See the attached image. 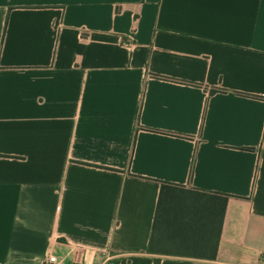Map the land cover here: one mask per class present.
Here are the masks:
<instances>
[{"label":"crops","instance_id":"crops-1","mask_svg":"<svg viewBox=\"0 0 264 264\" xmlns=\"http://www.w3.org/2000/svg\"><path fill=\"white\" fill-rule=\"evenodd\" d=\"M161 181L229 195L214 260L147 252ZM262 254L264 0H0V264Z\"/></svg>","mask_w":264,"mask_h":264},{"label":"trees","instance_id":"trees-1","mask_svg":"<svg viewBox=\"0 0 264 264\" xmlns=\"http://www.w3.org/2000/svg\"><path fill=\"white\" fill-rule=\"evenodd\" d=\"M216 91L210 88L209 94ZM193 161L194 157L190 174ZM228 198L227 194L161 181L147 252L214 260ZM153 264H159V259Z\"/></svg>","mask_w":264,"mask_h":264},{"label":"built area","instance_id":"built-area-1","mask_svg":"<svg viewBox=\"0 0 264 264\" xmlns=\"http://www.w3.org/2000/svg\"><path fill=\"white\" fill-rule=\"evenodd\" d=\"M73 245L79 246L78 244L72 243ZM43 264H56V258L53 255H48L44 260ZM260 264H264V254L260 256Z\"/></svg>","mask_w":264,"mask_h":264}]
</instances>
